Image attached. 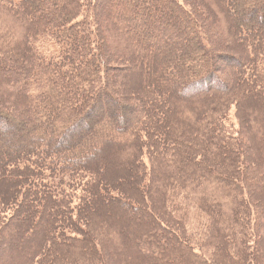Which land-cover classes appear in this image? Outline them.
<instances>
[{"label":"trees","instance_id":"16d2710c","mask_svg":"<svg viewBox=\"0 0 264 264\" xmlns=\"http://www.w3.org/2000/svg\"><path fill=\"white\" fill-rule=\"evenodd\" d=\"M0 264H264V0H0Z\"/></svg>","mask_w":264,"mask_h":264},{"label":"rangeland","instance_id":"374dc122","mask_svg":"<svg viewBox=\"0 0 264 264\" xmlns=\"http://www.w3.org/2000/svg\"><path fill=\"white\" fill-rule=\"evenodd\" d=\"M136 78H137V77L134 75V76H133V79H134L133 82L135 81ZM135 87H136V86H135Z\"/></svg>","mask_w":264,"mask_h":264}]
</instances>
